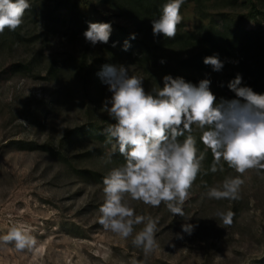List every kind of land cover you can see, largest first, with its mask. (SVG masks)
Segmentation results:
<instances>
[{
  "label": "rangeland",
  "instance_id": "rangeland-1",
  "mask_svg": "<svg viewBox=\"0 0 264 264\" xmlns=\"http://www.w3.org/2000/svg\"><path fill=\"white\" fill-rule=\"evenodd\" d=\"M84 12L91 22L105 23L92 7L85 6ZM183 17L187 28L201 22L193 4L185 8ZM25 22L33 29V23L23 16L22 24ZM247 26L254 25L247 22ZM86 47L98 50L100 43L93 46L82 41L77 51ZM70 49L65 39L50 37L41 77L18 71L30 47L19 43L0 49V236L6 235L13 223L21 222L38 242L33 253L17 252L12 244L0 246V264H263L264 172L249 170L235 200L209 199L208 187L194 181L183 205L184 218L173 215L163 203L152 207L129 198L134 215L157 220L159 247L145 256L132 243L143 223L135 225L127 239L99 224L103 184L78 177L48 151L17 146L16 140L56 145L67 129L88 121L68 73L59 79L44 77L49 58H61ZM95 147L112 151L103 144L83 141L72 153L82 154ZM108 164L102 158H89L76 165L107 173L112 169ZM229 175L238 173L217 178L211 186ZM234 206L232 223L223 224L217 211H232ZM185 220L195 225L191 235L182 233Z\"/></svg>",
  "mask_w": 264,
  "mask_h": 264
},
{
  "label": "clouds",
  "instance_id": "clouds-1",
  "mask_svg": "<svg viewBox=\"0 0 264 264\" xmlns=\"http://www.w3.org/2000/svg\"><path fill=\"white\" fill-rule=\"evenodd\" d=\"M184 2L167 0L163 4L159 18L152 20L154 36L175 38ZM29 7V0H0V33L6 28L15 31ZM112 30L111 23L89 22L83 35L93 46L107 44ZM131 39H135V34ZM129 48L125 41L123 50ZM204 64L214 72L224 67L216 55L205 57ZM98 76L112 94L103 102L101 111L116 121L104 129L106 143L112 144L113 153L118 149L126 161L103 178L104 200L98 209V222L105 231L124 239L132 236L135 225L143 223L132 243L145 256L159 247L155 235L157 220L134 215L129 198L152 207L163 203L173 215L184 218V202L201 172L207 150L213 156L211 173L223 172L224 163L238 173L208 187L209 199L235 200L244 184L242 177L249 170H256L257 174L264 172V94L241 86L239 74L228 84L237 99L221 98L219 102L210 91V79L201 80L197 86L181 77L166 75L162 88L154 86L151 92H146L143 79L130 75L124 65H104ZM193 125L201 130L204 152L197 148ZM185 132L186 137L179 140ZM111 154L107 157L109 162ZM216 216L229 225L234 213L217 211ZM185 221L181 225L182 233L191 235L195 225ZM9 244L21 253L38 250L37 240L21 222L13 223L7 234L0 236V246Z\"/></svg>",
  "mask_w": 264,
  "mask_h": 264
},
{
  "label": "trees",
  "instance_id": "trees-1",
  "mask_svg": "<svg viewBox=\"0 0 264 264\" xmlns=\"http://www.w3.org/2000/svg\"><path fill=\"white\" fill-rule=\"evenodd\" d=\"M166 2L29 0L30 7L25 11L24 18L33 23V29L29 22L21 23L15 31L6 28L0 33V49L7 46L12 48L19 43L30 47L29 55L20 62L18 71L41 77V64L47 58L45 49L49 47L50 37L65 39L71 49L61 58L55 55L49 58L47 75L44 77L59 79L68 73L69 79L75 83V94L80 97L89 119L67 129L56 145L49 141L39 144L16 140L17 146L20 149L48 151L56 159L68 164L78 177L99 184H103V178L110 170L105 173L76 164L89 158L105 159L112 168L126 163L118 149L113 153L95 147L82 154L72 153V149L83 141H94L112 149V144L106 143L104 129L116 121L101 111L105 99H110L112 95L98 76L104 65L128 67L130 75L143 79L146 92H151L154 86L162 88L163 77L171 75L197 86L201 80L210 79V91L216 96L217 102L221 98L233 100L237 97L228 84L239 74L242 76L241 86L264 94V0H185L180 9L182 21L174 39L153 34L152 20L159 18ZM190 4H193L201 22L187 28L183 14ZM85 6L99 12L105 23L112 24L109 42L100 43L98 50L86 47L77 51V46L86 41L83 33L91 22L84 12ZM247 22L254 26L248 27ZM133 34L135 39H131ZM125 41L130 44L127 51L123 50ZM39 42L41 44L36 48ZM113 44L116 46L113 47ZM214 55L224 64L220 72H214L211 66L204 64L205 57ZM98 116L101 120H98ZM187 134L185 132V136L179 137V140L183 141ZM192 134L196 137L197 148L204 152L205 147L200 141L201 130L196 125H193ZM109 153H112L110 162L107 159ZM212 162V153L207 150L201 172L195 180L203 187H210L217 178L234 171L222 161L223 172L218 170L211 173L209 169ZM236 210L234 206L232 212ZM260 262L264 264V258Z\"/></svg>",
  "mask_w": 264,
  "mask_h": 264
}]
</instances>
